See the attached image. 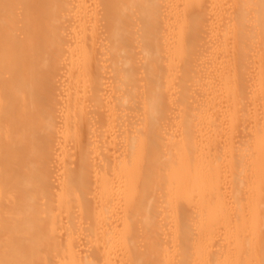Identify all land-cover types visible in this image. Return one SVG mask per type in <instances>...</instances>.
<instances>
[{"label": "bare ground", "instance_id": "1", "mask_svg": "<svg viewBox=\"0 0 264 264\" xmlns=\"http://www.w3.org/2000/svg\"><path fill=\"white\" fill-rule=\"evenodd\" d=\"M0 264H264V0H0Z\"/></svg>", "mask_w": 264, "mask_h": 264}]
</instances>
